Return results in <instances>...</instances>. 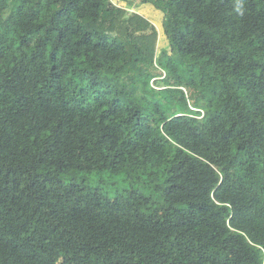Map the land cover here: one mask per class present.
Masks as SVG:
<instances>
[{"label":"trees","instance_id":"16d2710c","mask_svg":"<svg viewBox=\"0 0 264 264\" xmlns=\"http://www.w3.org/2000/svg\"><path fill=\"white\" fill-rule=\"evenodd\" d=\"M0 264H264V0H0Z\"/></svg>","mask_w":264,"mask_h":264},{"label":"rangeland","instance_id":"374dc122","mask_svg":"<svg viewBox=\"0 0 264 264\" xmlns=\"http://www.w3.org/2000/svg\"><path fill=\"white\" fill-rule=\"evenodd\" d=\"M140 1L141 0H138L139 3H140ZM133 11L134 10H130V13H132ZM138 11H136L138 13V16L139 17L142 16V17L146 18L148 20L147 22L148 23L150 22V24L154 28L155 39H153V38L151 39L152 40L151 43L153 45L152 46V53H154V52L157 53L158 49L160 47L161 25H162L163 16L160 12L153 10V7H151V6H143ZM121 26H122V23H120L118 21L113 24V27L117 28L118 33H121L118 30V28L120 29Z\"/></svg>","mask_w":264,"mask_h":264},{"label":"crops","instance_id":"0c3cea01","mask_svg":"<svg viewBox=\"0 0 264 264\" xmlns=\"http://www.w3.org/2000/svg\"><path fill=\"white\" fill-rule=\"evenodd\" d=\"M136 14H138V13H136ZM146 19V18H145Z\"/></svg>","mask_w":264,"mask_h":264}]
</instances>
